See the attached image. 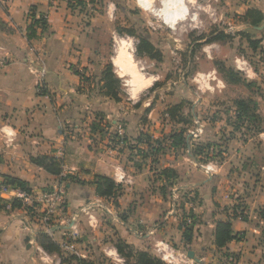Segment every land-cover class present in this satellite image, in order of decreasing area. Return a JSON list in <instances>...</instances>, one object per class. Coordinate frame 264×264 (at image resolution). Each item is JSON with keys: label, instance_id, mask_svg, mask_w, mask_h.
Returning <instances> with one entry per match:
<instances>
[{"label": "crops", "instance_id": "obj_1", "mask_svg": "<svg viewBox=\"0 0 264 264\" xmlns=\"http://www.w3.org/2000/svg\"><path fill=\"white\" fill-rule=\"evenodd\" d=\"M226 4L223 31L229 39L209 42L216 32L204 35L199 29L186 35L193 59H211L217 43L228 50L225 58L212 60V78L200 89L185 81L170 87L160 79L171 71L164 61L181 45L159 46L148 39L161 53L160 61L151 60L164 66L162 74H151L125 97L119 86L115 101L103 93L101 81L115 33L109 0H0V183L11 176L34 194L51 191L59 176L34 159L54 157L60 173L73 177L65 187L67 217H75L48 228L61 247V253H48L36 241L43 226L23 209L8 208L15 191H0V264H66L61 262L70 255L121 264L118 240L157 259L155 243L169 242L185 254L186 264H264V26L253 29L243 19L248 9L261 11L264 19V0ZM31 14L44 17L48 30L28 39ZM241 32L259 40L258 47L251 49ZM241 59L243 71L235 66ZM216 61L239 71L245 81L227 82ZM217 73L229 97L213 83ZM240 98L255 105L256 125L234 127ZM176 104L182 105L179 116L169 117ZM198 123L203 133L194 136L190 132ZM182 127L188 146L175 148L168 136ZM145 136L161 140V148L153 151L142 141ZM198 141L221 143L222 160L196 159L190 151ZM95 175L119 185L113 196L95 193ZM188 220L190 242L181 228ZM219 221H230L235 234L221 248L214 243ZM72 230L80 233L76 241H69Z\"/></svg>", "mask_w": 264, "mask_h": 264}, {"label": "rangeland", "instance_id": "obj_2", "mask_svg": "<svg viewBox=\"0 0 264 264\" xmlns=\"http://www.w3.org/2000/svg\"><path fill=\"white\" fill-rule=\"evenodd\" d=\"M109 1L113 4L111 19L115 25V33L108 41L107 64L112 65L114 75L124 84L120 85V91L124 97L128 95L130 89L146 82L145 79L151 74H160V70L164 67L159 62L137 54L136 45L140 38L152 39L159 46L162 44L174 47L181 45L182 50L179 53L169 54L167 60L164 61L166 69L170 68L171 71L168 72L169 74L161 73L160 79L165 78V81H169L170 87H174L172 82L185 81L193 88L197 72L207 74L213 66L212 60L225 58L228 53V50L223 49V45L217 43L218 45H213L210 49L211 59H193L187 52L191 45L186 39L187 33L197 29L201 30L204 35L210 32H224L227 24L223 22L226 15L223 7H227V0H182L181 3H176L169 8L177 16L175 24H170L164 17V0H147V7L141 5L138 0ZM215 17L217 20L212 22ZM194 46L199 48L197 44ZM249 61L257 64L258 60L254 61L251 58ZM225 65L228 66V64ZM219 79L221 76L217 73L213 78V83L220 85L217 89H221L225 96L229 97L228 89L221 87Z\"/></svg>", "mask_w": 264, "mask_h": 264}, {"label": "trees", "instance_id": "obj_3", "mask_svg": "<svg viewBox=\"0 0 264 264\" xmlns=\"http://www.w3.org/2000/svg\"><path fill=\"white\" fill-rule=\"evenodd\" d=\"M30 23L27 27V38L31 39L37 37V31L39 30L41 34L46 33L48 30V25L46 19L44 17L35 18L33 14L30 15ZM243 19L247 26H258L261 21L263 20V14L261 11L256 9H248L243 16ZM241 36L246 37L249 47L251 49H256L259 45V40L252 39L251 35L247 32L239 33ZM225 39H229V35H226L224 32L220 31L213 35L210 41H222ZM137 54L140 56H146L150 59L160 61L161 53L155 46L147 39V38H140L137 45H136ZM215 64L223 78L227 82L231 83H242L245 81L243 77H241L239 71L235 70L232 67L226 66L223 62L216 61ZM101 81L102 89L104 90L103 93L106 96L114 99L115 101H119L120 98L118 97V88L120 86V79L114 75L112 65L107 64L101 74ZM236 106V120L234 127L239 128L241 126L248 127L250 125H256V114H255V105L248 99H236L235 100ZM182 105L176 104L168 109V116L170 117H177L179 116V111L181 110ZM213 120H215L213 118ZM186 123L189 120L185 121ZM92 129H95L93 124ZM171 146L173 147H182L187 148L188 140H187V133L186 128L182 127L177 131H173L168 136ZM146 142L150 147H152L153 151L158 150L161 148L162 141L159 139H155L153 141L150 140L149 136H145L142 140ZM222 145L218 141H214L212 143H204V142H196L191 146L190 153L199 161L206 162V160H215L220 161L224 157L223 153L224 150L221 148ZM212 148V149H211ZM37 164L43 166L48 172L53 173L55 175L60 174V161L54 157L49 156H40L34 159ZM166 169L163 173H166ZM169 175V174H168ZM70 175L61 178V181L66 183L73 181ZM3 182L14 188H20L24 191H30L27 183L21 179L11 177V176H4ZM95 186V193L99 197H111L115 194L119 185L116 184L111 178L102 176V175H95L93 180ZM11 206L13 208L20 207V203L16 200H13ZM28 212L31 211L30 208L26 207ZM27 212V214H28ZM261 217L264 219V209L261 211ZM32 218V214H30ZM192 217V216H191ZM193 223H186L183 221L181 223V228L183 230V238L186 242H190L192 239V229ZM235 238V234L231 229L230 221H219L216 224V229L214 232V243L217 247H223L227 242L231 241ZM263 238H264V231H263ZM37 243L48 253H61L60 245L55 242L49 234L44 231H40L36 235ZM115 246L119 255L123 256L125 259V264H162L159 259L153 257L146 251H139L134 250L121 240L115 242ZM132 261H129L131 260ZM61 263L66 264H95V262L88 258H82L74 255H70L65 257Z\"/></svg>", "mask_w": 264, "mask_h": 264}, {"label": "built area", "instance_id": "obj_4", "mask_svg": "<svg viewBox=\"0 0 264 264\" xmlns=\"http://www.w3.org/2000/svg\"><path fill=\"white\" fill-rule=\"evenodd\" d=\"M114 64V63H113ZM115 65V64H114ZM235 66L238 70L243 71L246 68V62L244 60H235ZM212 78L211 73L207 74H197L194 78L198 88L203 86L204 81H209ZM121 132V130H119ZM192 135L197 136L203 133V127L198 123L196 128L190 132ZM209 166H206L208 169ZM59 182L52 188L51 191H43L40 194H34L31 191H24L20 188H14L6 185L3 181L0 183V191L8 192L15 191V200L20 203L21 209L24 210L25 216L30 217L38 221L45 232L50 235L49 227L55 224L56 220L61 221L68 225L73 222L75 217H67L68 201L66 198V187L65 182L61 181V178L67 176L64 172L59 175ZM117 181H124V175L115 174ZM26 207L30 208L31 211L28 212ZM11 208V205H8ZM89 210L86 206L84 211ZM28 212V214H27ZM91 217V216H90ZM190 220L186 221L189 224ZM80 233L77 230L70 231L68 236L69 241H76L79 239ZM67 246V244H65ZM155 251L159 260L165 264H186V256L183 253L178 252L169 242L157 241L154 245ZM121 264H125L124 258L117 259Z\"/></svg>", "mask_w": 264, "mask_h": 264}, {"label": "bare ground", "instance_id": "obj_5", "mask_svg": "<svg viewBox=\"0 0 264 264\" xmlns=\"http://www.w3.org/2000/svg\"><path fill=\"white\" fill-rule=\"evenodd\" d=\"M139 3L145 7L148 6L147 0H138ZM164 8H163V14L165 19L170 23V24H174L175 20L177 19L176 14H173L169 8L176 4V3H181L182 0H164ZM125 41V40H124ZM126 45V44H125ZM126 47V46H125Z\"/></svg>", "mask_w": 264, "mask_h": 264}, {"label": "water", "instance_id": "obj_6", "mask_svg": "<svg viewBox=\"0 0 264 264\" xmlns=\"http://www.w3.org/2000/svg\"><path fill=\"white\" fill-rule=\"evenodd\" d=\"M263 26H264V19H263V22L260 26H252V28L253 29H261V28H263ZM28 238L29 237H26V240H28ZM189 255L192 256V253L190 252Z\"/></svg>", "mask_w": 264, "mask_h": 264}]
</instances>
